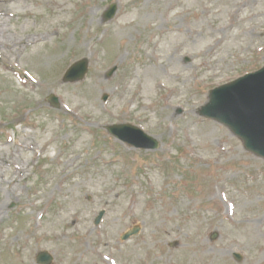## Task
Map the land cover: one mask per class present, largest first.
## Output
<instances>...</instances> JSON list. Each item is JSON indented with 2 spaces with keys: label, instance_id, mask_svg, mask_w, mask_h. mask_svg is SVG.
<instances>
[{
  "label": "rangeland",
  "instance_id": "rangeland-1",
  "mask_svg": "<svg viewBox=\"0 0 264 264\" xmlns=\"http://www.w3.org/2000/svg\"><path fill=\"white\" fill-rule=\"evenodd\" d=\"M0 2V264L42 249L53 264H264V158L199 115L209 90L264 65V0ZM80 58L85 77L63 81ZM123 122L159 147L104 128Z\"/></svg>",
  "mask_w": 264,
  "mask_h": 264
},
{
  "label": "water",
  "instance_id": "water-1",
  "mask_svg": "<svg viewBox=\"0 0 264 264\" xmlns=\"http://www.w3.org/2000/svg\"><path fill=\"white\" fill-rule=\"evenodd\" d=\"M114 11L115 8L112 5L107 12V17H111ZM86 68L85 60L72 65L66 72L65 79L82 78ZM200 113L227 125L244 140L247 148L264 156V67L212 89L209 101L201 108ZM109 129L129 144L144 148L157 146L155 139L133 125H113ZM138 230L139 228L135 227L123 238L137 233ZM44 257L40 255L39 259L46 262V259H42Z\"/></svg>",
  "mask_w": 264,
  "mask_h": 264
},
{
  "label": "bare ground",
  "instance_id": "bare-ground-1",
  "mask_svg": "<svg viewBox=\"0 0 264 264\" xmlns=\"http://www.w3.org/2000/svg\"><path fill=\"white\" fill-rule=\"evenodd\" d=\"M2 4L3 3L0 2V7H2ZM7 12H8L7 9H3L2 16H0V47L4 48V50H5L4 52H7L9 47H10V45H8L9 41L4 38L5 36L3 34V24L6 21L5 16L7 15ZM0 14H1V12H0ZM44 37H45V34L44 35H34L30 38H27L26 40L24 38H19L18 40L13 41L12 43L10 42V44H14V45L27 44L29 42L32 44V43L38 42L40 39H42ZM0 52L3 55H5L1 50H0ZM2 209H3V206H0V212Z\"/></svg>",
  "mask_w": 264,
  "mask_h": 264
}]
</instances>
